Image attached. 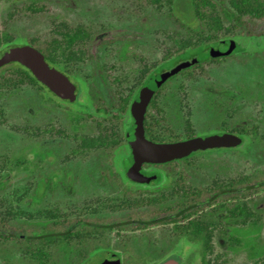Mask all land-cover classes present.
I'll use <instances>...</instances> for the list:
<instances>
[{"label": "rangeland", "instance_id": "374dc122", "mask_svg": "<svg viewBox=\"0 0 264 264\" xmlns=\"http://www.w3.org/2000/svg\"><path fill=\"white\" fill-rule=\"evenodd\" d=\"M30 1L33 0H0V36L9 32L16 44L44 41L52 39L63 28L64 20L72 25L93 20L92 30L96 34L88 48L92 59L89 65L94 74L105 61L111 77L119 75L126 38L136 40L135 48L140 49L141 55L150 47L154 50L152 59L141 64L149 71L162 59L163 49L171 46L170 36L180 31L168 17L152 10L139 20H129V0H41L49 11L38 14L23 9ZM175 12L183 22L198 26L191 0H176ZM258 22L264 28V18ZM181 34L185 35V31ZM235 40L246 49L227 59L204 64L191 75L180 76L163 88L158 99L165 104L171 113V122L181 128L182 135L185 131L204 135L232 126L241 127L245 133L242 146L206 150L188 160L195 170L193 182L197 187L212 188L238 178L260 180L264 177V37L239 36ZM131 62L133 65H125L126 69L140 67L137 61ZM87 78L76 80L80 90L75 100L56 97L49 89L39 91L36 85L3 87L0 91V215L25 231L38 232L43 228L38 222L60 218L126 220L135 200L170 192L175 176L182 171L176 164L163 168L165 180L157 186H140L142 197L113 190L109 180L97 181L100 168L93 170L98 162L97 154L82 150L78 140L82 135L77 129L82 124L79 118H86L90 111L87 81L92 78ZM224 90L232 92L234 97L227 108L216 112L210 105L208 92ZM118 132L123 136L122 130ZM127 151L123 145L116 150L115 158H121ZM41 182L43 185L36 192ZM122 183L124 189L137 191L128 181L122 180ZM244 200L251 205L256 202V210L262 212L259 228L248 234L245 222L234 221V226L242 229V233H237L240 242L234 245L221 227L213 228L211 251L207 254L211 264H264V188ZM131 215L139 217L137 212ZM224 228L230 229L231 225ZM88 229L86 240L97 250L102 246L119 250L118 242L127 234L137 232L119 227L95 229L93 224ZM7 245L12 248L6 253L9 258L0 257V264H33L19 250V241L0 239V249ZM168 246L171 250L167 255L180 253L184 264L203 263L199 243L180 240ZM98 258L92 256V259Z\"/></svg>", "mask_w": 264, "mask_h": 264}, {"label": "trees", "instance_id": "16d2710c", "mask_svg": "<svg viewBox=\"0 0 264 264\" xmlns=\"http://www.w3.org/2000/svg\"><path fill=\"white\" fill-rule=\"evenodd\" d=\"M191 1L196 22H198L196 27L188 25L178 17L175 12L176 0H129L127 6L129 20H139L152 10L164 14L180 30L175 35L170 36L171 46H166L163 49L162 59L149 71L146 70V66L143 67L141 64L152 59L155 54L154 50L150 47L141 55L140 49L135 48L136 40L126 38L124 46H122L120 69L118 68L119 75L111 77V72L105 61L98 65L97 71L94 69L97 72L94 74L93 67L89 65V60L92 59H90V49L88 48L89 41L96 34L92 30L93 25H95L93 20L73 25L64 20L63 28L58 29L59 32L52 39L29 41L45 55L48 62L67 73L75 82L81 77L92 78L91 81H87L90 94V104L87 105V108L90 111L86 118H79V122L82 124L77 129L82 131V135L78 137V140L82 150L86 149L87 153L97 154L98 162L93 167V170L97 167L100 168L97 181H106L105 174L107 173L115 176L114 179L109 180L113 190L123 188L120 171L113 161L116 157V150L126 145L128 151L121 154V157H132L129 152L126 133L133 124L130 104L142 84L153 73L166 70L183 59L200 54L208 46V53L212 56L207 53V59L171 77L163 88L180 76L191 75L204 64L227 59L246 49V46L237 40V47L232 48V44L226 43V40H235V37L239 36L264 37V28H261L258 22L259 19L264 18V0ZM23 9L34 14L49 11L47 4L41 0L30 1ZM182 30L185 31V35L181 34ZM193 39L195 40L193 41ZM14 41V36L5 32L3 36H0V50L3 46L14 44ZM111 43L113 44V42ZM107 51L108 48L106 52L104 51V58L108 53ZM132 60L137 61L140 67L132 66V68L126 69L125 65L130 66L133 63ZM96 77L100 79L96 80ZM21 85H36L39 91L48 89L35 78L28 68L18 62L10 63L0 69V91L3 87L14 89ZM77 85L79 91V84L77 83ZM162 90L153 99L145 117L148 137L155 141H174L195 136L193 131H185V134L182 135L181 128L171 122L172 116L169 110L158 106V99ZM208 94L210 105L216 112L219 108H227L229 101L234 97L232 92L226 90L208 92ZM84 120L85 123L81 122ZM85 127L88 128L84 130ZM118 130L123 131V136L122 134L119 136ZM222 130L242 135L244 141L239 146L244 145L246 136L241 127L232 126ZM205 134H210V132ZM202 152L193 153L188 157L191 158ZM188 157L173 162L182 166V197L167 198L165 204L197 206L198 209L201 208L204 211V215L193 218L187 224L182 225L181 231L188 238L198 240L197 243L201 245L202 264H211L207 260V254L211 251L210 241L213 228L221 227L231 245H234V243L240 242L237 233H242V229L234 226V221L237 223L245 222L249 227L248 234H251L249 232L255 231L259 226L258 221L262 212L256 210V202L251 205L249 201L244 199L255 194L258 189L264 188V177L260 180L238 178L212 188L197 187L193 182L195 170L190 166ZM24 161V159L21 160V162ZM42 185L43 182L38 184L36 192H39ZM209 206L210 208L205 209ZM127 220V222H131L130 219ZM94 221L97 220L60 218L45 222L40 221L38 224L43 228L34 232L30 229L25 231L0 215V239L19 241V250L33 264H89L91 261L98 264L103 259L105 250L91 248L85 237L90 231L88 225L93 224ZM226 225H231V228H224ZM101 227L106 228L108 224L103 223ZM117 247L122 246L117 245ZM165 247V251L161 252V257L171 250L170 246L166 245ZM2 248L0 249V257L7 260L9 256L6 253L12 248L8 245ZM102 248L109 247L102 246ZM94 255L99 256V258L92 259ZM148 262L150 261L128 258L127 255H124V264H147Z\"/></svg>", "mask_w": 264, "mask_h": 264}, {"label": "water", "instance_id": "95a60500", "mask_svg": "<svg viewBox=\"0 0 264 264\" xmlns=\"http://www.w3.org/2000/svg\"><path fill=\"white\" fill-rule=\"evenodd\" d=\"M232 48L237 47V41L228 39ZM209 46L200 54L177 62L172 67L161 72H155L140 88L131 103L133 124L126 133L127 142L131 148L133 164L127 168L128 175L134 180H146L142 173L144 162L163 163L186 158L193 153L215 148H233L243 143L244 137L231 131H222L213 135H198L174 141H155L150 139L145 128L147 108L156 91L171 77L207 59ZM209 54V53H208ZM212 54H209V56ZM18 62L28 68L35 78L45 85L54 95L61 99L75 100L78 85L61 69L53 66L45 55L30 43L11 44L0 50V69L10 63ZM157 178V173L149 179ZM183 256L173 252L156 264H182ZM98 264H122L117 253H111Z\"/></svg>", "mask_w": 264, "mask_h": 264}, {"label": "flooded vegetation", "instance_id": "af4514ba", "mask_svg": "<svg viewBox=\"0 0 264 264\" xmlns=\"http://www.w3.org/2000/svg\"><path fill=\"white\" fill-rule=\"evenodd\" d=\"M145 83L146 82H144L142 86ZM164 85L165 83L162 86H160V88L156 91L153 99L160 92V90H162ZM140 88L137 90L134 97L138 94ZM152 101L150 102V104L152 103ZM150 104L147 108V111L149 110ZM158 106L165 108L164 103L159 102ZM147 111H146V115H147ZM130 114H131V104H130ZM222 131L223 130L218 132H222ZM218 132H211L210 134H204V135H213L214 133H218ZM129 149H130L129 152L131 153L130 146ZM177 160L163 162V163L144 162L142 164V173L146 176V180L144 181V179L142 178L141 180H134L128 175L127 168H129L133 164L132 157L126 156V157H121L119 159L115 158L113 161L116 163L117 169L120 171L121 179L124 181H128L131 184V186H134L136 188L137 191L128 190L129 188L127 190L124 188L121 189L119 188V189L122 190L124 193H126L128 196L131 195L136 197H142L141 193H139L142 189H139V187L160 185L166 178V173H164L163 168L171 167L172 165L176 164L173 162ZM176 165H178V167L182 169L181 164H176ZM155 173H157V178L150 180L149 176ZM105 175L107 180L114 179L115 177L108 173ZM181 186H183V181L180 170L178 175L175 176L174 178V185L171 188L170 192L164 193L160 196L153 195V196H148L146 198L143 197V199L139 198L140 199L139 201L135 200L134 205H132V209H130L129 212L130 214H128L129 216L125 218L126 220H123L122 222L113 219L112 221H108V222L94 221L93 225L94 227L97 228L99 227L103 228L101 227V225L103 223L105 224L107 223L108 227L106 228L108 229L119 227L125 230L130 229L131 233L133 231H137L136 233L127 234L126 237H124L121 240V242H118V245L122 246V247H118L119 250L110 249V248H106V249L101 248V250H105L102 260H104L111 253H117L122 259V264H124V255H127L128 258L150 261L147 264H156L158 261H160L161 259L167 256V254L166 255L163 254L162 255L163 257H161V252L165 251L166 245H171V244L174 245L176 242H180V240L192 241L197 243L198 242L197 239H190L187 236L183 235L181 231V226L187 224L193 218L204 215V211L201 210V208L198 209L197 206H183L181 204H177V205L165 204L167 198L176 199L182 197ZM122 187H124V185H122ZM159 202H161L162 205L158 204ZM208 208H210V206L206 207L205 209ZM135 212H137L139 217L136 218L134 217V215H131L132 213ZM127 219H130L131 222H127L128 221ZM122 252L124 255L122 254ZM155 260L158 261L152 262Z\"/></svg>", "mask_w": 264, "mask_h": 264}]
</instances>
